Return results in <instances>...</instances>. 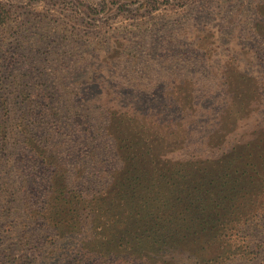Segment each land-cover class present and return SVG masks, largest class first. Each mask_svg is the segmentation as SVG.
<instances>
[{"label":"rangeland","instance_id":"374dc122","mask_svg":"<svg viewBox=\"0 0 264 264\" xmlns=\"http://www.w3.org/2000/svg\"><path fill=\"white\" fill-rule=\"evenodd\" d=\"M0 4L8 12L0 28V101L27 92L36 96L37 117L27 124L40 142L50 143L41 145L47 147L48 156L54 138L62 142L66 132L75 133L74 141L62 149L63 162L85 195L99 196L110 187L106 180L90 186L82 182L100 166L102 157L111 158L107 139L93 131L87 136L91 124L85 116L91 104H79L96 91H108L107 98L121 104L128 92L138 109L151 112L155 122L161 120L169 138L179 140L173 145L178 151L165 155L174 165L182 164L187 154L200 152L182 144L183 138L219 143V138L232 141L242 136L243 145L264 154V0H0ZM95 67L101 72L99 80L94 79ZM85 84H91V90L79 87ZM76 109L82 110L79 116L67 120L66 110ZM104 118L103 126L107 114ZM203 132H208L204 138ZM15 134L17 153L12 144L15 154L0 142L3 264L37 261L48 236L35 223L49 202L52 167L43 165ZM93 150L99 159L91 160ZM196 158L182 172L193 174L170 181L195 179L198 161H204ZM244 163L250 170L257 161ZM260 165L263 169L259 163L256 170ZM107 167L114 173L118 164L111 158ZM261 184L242 197L241 211L229 217L233 225L219 234V242L234 256L221 261L228 257L226 251L211 264H264V181ZM164 185L136 188L137 195L143 193L146 202L157 206V214L177 204V194L169 183ZM118 191L96 204L99 218L109 214ZM180 196L184 199L187 193ZM88 213L81 216L83 220H90ZM67 250L71 261L85 253V245ZM185 254L174 249L157 260L193 264L201 255L197 250L191 262ZM107 257L104 261L95 257L87 264H115L114 257ZM150 263L154 261L143 264Z\"/></svg>","mask_w":264,"mask_h":264},{"label":"trees","instance_id":"16d2710c","mask_svg":"<svg viewBox=\"0 0 264 264\" xmlns=\"http://www.w3.org/2000/svg\"><path fill=\"white\" fill-rule=\"evenodd\" d=\"M7 17V10L0 4V28L5 26ZM95 69L94 79L99 80L101 72L97 67ZM79 87L85 91L91 90V84ZM127 95L121 98L126 101L125 104L114 98H107L108 91H96L95 94L79 100V104L81 102L91 104V107L87 108L88 115L85 116L91 124L88 126L90 129L87 136L93 131L104 141L107 139L111 158L118 164L114 173L108 171L107 162L111 158L105 160L102 157L100 166L92 168V172L87 175L88 178L83 179L82 182L91 183H87L88 186L106 180L110 187L99 196L85 195L87 192L79 189V183L67 174L62 149H66V145L74 141L73 131L62 135L64 137L62 142L54 138L51 142L52 153L48 156L47 147L41 148V145L50 143L44 142L43 139L40 142V138L28 129L27 124L37 117L34 114L37 108L36 96L27 92L12 101L5 96L0 101L2 147L12 154L17 153L19 144V139L15 137L17 132L30 153L38 156L41 163L49 169L52 167L53 173L49 202L41 210V216L35 223L48 232L47 238L39 248L41 258L24 264H87L95 257H99V261H104L108 259L107 255L114 257L112 262L115 264H143L151 260L154 264H162L157 259L174 249L180 254L185 252L191 262L195 260L194 254L199 250L201 255L195 264H211L226 251L228 257L221 261L234 256L223 243L219 242L218 237L222 231L233 225L229 217L234 218L241 211L242 197L257 189L258 185H262L264 154L248 148L246 144L243 145L242 136L232 141L219 138L216 140L219 143L213 141L205 143V140L193 142L192 138L191 141L183 138L182 144H191L189 147H195L196 151L201 153L187 154L181 158L185 159L181 161L182 164L174 165L171 158L165 155L178 151L173 145L179 140L170 139L161 120L157 119L155 122L151 112H142L137 108L132 96ZM111 101L115 104L110 103ZM66 111L68 120L71 116L73 118L79 116L82 110ZM105 114L108 122L103 126V122L106 121ZM64 118L60 116L61 120ZM207 134L208 132H203L202 137ZM259 145L260 143L257 144ZM208 146L214 150H210ZM94 151H91V160L99 159ZM197 156L204 161L202 163L198 161L200 168L195 174L196 178L172 183L171 177L176 179L193 174L182 172L193 165L192 159H197ZM245 159L257 161L254 169L248 170L244 163ZM48 160L50 161L47 162ZM259 163L263 164V169L260 165V169L256 170L255 167ZM79 172L85 174L84 170ZM165 183H169L173 193L177 194L175 198L177 204L165 206L163 211L157 214L155 211L157 206L146 202L143 193L137 195L136 188L156 184L162 189ZM114 190L125 192L118 191L108 206L113 205L109 214L101 219L95 213L96 204L111 196ZM182 193H187L184 199L180 196ZM143 200L145 205L140 203ZM87 210L89 213L86 217L90 220H83L81 216ZM44 211L47 214L43 215ZM1 234L2 230L0 239ZM82 244L85 245V253L77 254L69 261L70 256L65 255L68 253L67 248ZM2 256L0 251V264H3Z\"/></svg>","mask_w":264,"mask_h":264}]
</instances>
